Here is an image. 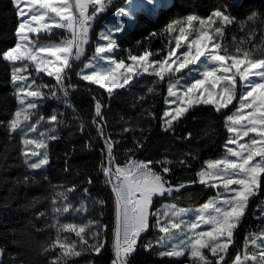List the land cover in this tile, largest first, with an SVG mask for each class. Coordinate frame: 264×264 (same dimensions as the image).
<instances>
[{"label": "snow or ice", "instance_id": "6c2138e0", "mask_svg": "<svg viewBox=\"0 0 264 264\" xmlns=\"http://www.w3.org/2000/svg\"><path fill=\"white\" fill-rule=\"evenodd\" d=\"M115 2L116 0H11L18 18L14 32L16 42L13 47L0 53V57L11 66L10 80L16 86L15 96L20 107L9 124V134L18 130L23 132L19 119L21 115L23 114L24 121H29L33 114L39 115L38 101L60 100L58 93H62L61 102L64 107L72 110L71 119L79 118V113L70 100L71 92L79 87L69 80L73 62H82L86 46L90 44L93 22L109 11L110 6L115 7ZM148 3L153 5V15L158 14V10L172 6L170 0H159L158 3L156 0H148ZM115 15L119 16L120 13ZM122 15L130 21L135 19L128 11H122ZM257 18V13L252 12L247 15L246 20L255 22ZM233 22L231 12H225L223 7L219 6L210 12L207 19L198 20L197 14H187L186 19L168 22L164 28L163 35H171L177 31V27L179 34L174 37V46L169 47L160 60L150 59L153 53L145 47L138 54L128 52L127 61L130 62L125 59L117 60L114 55L118 50L114 34L125 31L124 24L109 26L99 31L97 39L103 43L96 44L94 55L82 62V68L76 71L75 75L79 80L98 86L108 97L106 103L99 94L91 96L94 102L91 124L103 140L98 171L104 177V185L110 186L114 196L112 250L115 258L111 264H128L131 256L138 250L141 236L149 229L158 230L163 234L156 239V252L161 258L178 260L187 256L192 264H224L251 198L257 196L264 187V59L255 60L248 51L244 52L243 58L220 52L222 45L217 42L216 36L224 35L225 29L222 25H231ZM212 24H216V27L211 29V33L215 35L206 28ZM53 29H62L65 32L60 43L55 45H41L38 39H32L30 36L52 33ZM159 34L152 33L153 36ZM181 48L185 50L179 51ZM198 62L203 66L196 69L195 76H176L189 69V66L198 65ZM89 69H92L90 73L86 71ZM33 70L37 75L44 73L53 77L55 85L43 82L37 85L34 79L29 82ZM144 74L155 77L154 84L166 83L167 98L164 103L176 105L174 109H166L162 113L163 132H175V125L199 105L212 106L216 113L228 109L237 96L238 75L243 86L239 93V103L236 111L227 115L225 121L227 132L234 135H229L223 145L227 157L235 159H210L195 173L196 180L173 184L167 175L172 171L169 166L172 161L164 159L153 162L134 158L136 151L144 147L143 142L134 136L133 148L125 150L126 154L130 155L123 165L118 164L114 154V145L118 141L105 134V109L110 107V101L115 99L117 90L131 89ZM43 88L56 90L51 91V96H48L41 91ZM146 91L155 94L157 89L153 86L148 87ZM137 99L143 102L146 97L141 95ZM245 110L248 111L245 113ZM145 112L155 118L151 112ZM69 115L68 112L54 113L47 120L50 127L47 131L39 132V139L27 138V133L21 139L24 146L21 149L24 165L32 173L40 171L39 177L26 175L25 183L48 179L43 171L50 163L48 141L60 139L58 128L62 125L68 126V120L59 117ZM40 120H44V117L41 116ZM40 120L29 125V131L37 132L36 125ZM121 120H124L123 116ZM235 125H241V128L238 129ZM79 128L83 131L85 125L81 123ZM131 131L132 125L122 129L123 133ZM250 133H254V136H250ZM190 136L191 133L188 134V137ZM245 137L248 140L241 143V139ZM192 159L195 160L196 156L193 155ZM154 163L159 164V171L152 166ZM179 164L184 167L191 166L184 159L180 160ZM64 171H69L67 160ZM197 182L206 189L216 190V195L194 211L177 208L175 204L168 208H164L163 204L154 206L155 198H162L166 203V198H179L176 194ZM82 183L87 184L83 187V192L89 196L90 188L95 182L91 177H86ZM78 187L72 185L55 192V198L51 202L54 218L87 211L83 202L74 208L70 201L69 193L76 191ZM96 203L103 205L105 202L97 200ZM189 212H192V218H189ZM260 219H264V214ZM99 224L98 220L77 224L60 223L57 219L50 225L55 229L56 236L45 252L58 251L50 258L49 264H71L74 258L83 254H100L105 242L100 238ZM94 225L96 231L92 230ZM62 233H73L77 239L68 242L61 237ZM251 243L255 246L256 240L253 239ZM145 247L152 249V241L149 240ZM244 259L251 260L253 264H264V245L261 246L259 258L256 253H252ZM88 264H94V261ZM234 264H243L239 254L235 257Z\"/></svg>", "mask_w": 264, "mask_h": 264}, {"label": "trees", "instance_id": "16d2710c", "mask_svg": "<svg viewBox=\"0 0 264 264\" xmlns=\"http://www.w3.org/2000/svg\"><path fill=\"white\" fill-rule=\"evenodd\" d=\"M127 1L116 0L115 7L110 6L109 11L94 21L93 29L90 30V44L86 46L83 60L94 54L95 42L103 22ZM170 3H172L170 8L158 10V14L153 16H148L144 11L135 13L131 27L117 38L118 50L114 54L117 60L125 59L126 62H130L127 61L128 52L138 54L145 47L153 53L150 59L160 60L168 48L174 46V37L179 34L177 27V31L171 35H163L168 22L186 19L187 14H197L198 20L207 19L210 12L218 9V6L223 7L225 12L230 11L234 21L231 25H222L225 29L224 35L216 36L217 42L222 45L220 52L243 58L244 52L248 51L253 59H264V0H236V2L234 0H170ZM252 12L257 13L258 18L255 22H248L246 17ZM15 13L16 9L12 6L11 0H0V53L15 45L14 32L18 19ZM196 27H199L198 21ZM215 27L216 24L206 26L210 33ZM153 32L160 34L153 36ZM52 33L33 34L31 38L38 39L40 43L60 42L63 33L60 31ZM183 50L185 49L181 48L179 51ZM73 63L69 80L79 87L71 92L70 100L78 111L79 118L71 119L72 110L66 109L61 102L62 93H58L60 100L46 99L39 116L43 115L44 119H49L54 113L68 112L70 114L68 117H59L67 119L68 126H60L58 128L60 139L50 141L48 144L50 163L43 170L48 179L25 183L26 175L39 177L40 171L32 173L26 168L21 153L22 138L18 132L9 134V124L14 119L19 105L10 80L11 66L0 57V264H49L50 258L58 251L45 252L56 236L55 229L50 225L57 219L60 223L83 224L89 220L100 222V238L105 242L101 253L83 254L79 258H74L71 264H88L91 261H94V264H111L114 259L112 250L114 196L110 186L104 185V177L98 171L103 140L91 124L94 115V102L91 96L99 94L106 103L108 97L98 86L79 80L75 73L81 65L78 62ZM30 79H34L37 85L41 82L55 85L53 77H48L44 73L37 75L34 70ZM155 80L153 76L142 75L131 89L117 90L115 99L110 101V107L105 109V134L112 140L118 141L114 145L116 162L121 165L126 162L130 154H126L125 150L133 148L135 136L143 142L144 147L136 151L134 158L153 162L164 159L172 161L169 165L172 171L167 175L173 184L196 180L195 173L205 165L206 161L215 159L225 151L223 145L230 135L225 121L227 115L236 111L240 86L237 87V96L228 109L216 113L212 106L199 105L175 125V132H163L161 117L166 110L164 101L167 98V85L154 84ZM153 86L156 87L157 92L148 93L146 89ZM54 90L56 89H41L48 96H51V91ZM141 95L146 97L143 102L137 99ZM145 110L154 114L155 118L153 115H148ZM121 116L124 117L123 121ZM81 123L85 125L83 131L79 128ZM128 125L133 126V131L123 133L122 129ZM189 133H191L190 137H188ZM193 155L196 156L195 160L192 159ZM182 159L187 160L191 166H181L179 161ZM65 160L69 167L67 172L64 171ZM152 166L159 171V164L154 163ZM86 177H91L95 182L90 188L89 196L83 192V187L87 184L82 181H85ZM72 185L79 186L76 191L69 193L73 207H79L83 202L87 211L54 218L51 202L55 198V192ZM215 195L216 190L206 189L197 182L194 186H189L176 194L179 198H166V203L178 207H199ZM97 200H103L105 203L100 205L96 203ZM263 202L264 187L257 196L251 198L243 223L235 232L234 243L229 248L224 264H230L242 251L248 235L264 230V219H260L264 214ZM164 203L162 198L154 200V206ZM152 222L154 223V218ZM92 230H97L95 225ZM158 235L159 232L154 229H149L147 234L142 235L138 250L131 256L128 264H185V259L175 261L161 258L145 247L150 239ZM61 237L68 242L77 239L73 233H62Z\"/></svg>", "mask_w": 264, "mask_h": 264}, {"label": "rangeland", "instance_id": "374dc122", "mask_svg": "<svg viewBox=\"0 0 264 264\" xmlns=\"http://www.w3.org/2000/svg\"><path fill=\"white\" fill-rule=\"evenodd\" d=\"M156 2L158 3L159 0H156ZM153 8V5L152 4H149L148 3V0H128L118 11H116L110 18H108L105 22H103V24L101 25V28L100 30H105L107 27L109 26H115L117 24H124L125 26V31H123L122 33H115V38L117 39L119 36H121L123 33H125L130 27L131 25L133 24V20H128L127 18L123 17L122 15V11H128V12H131L134 16H135V13L137 11H144L148 14V16H153L152 12H151V9ZM116 13H120L119 16L115 15ZM94 23V22H93ZM99 30V31H100ZM53 31H60L61 33H64V30L62 29H53ZM39 34H43V33H39ZM99 34V32H98ZM33 34H30V36H32ZM60 43V42H58ZM57 42H42L40 43L41 45H49V44H52V45H55V44H58ZM97 43H103L102 41H99L97 39V41L95 42V46ZM117 52V51H116ZM94 55V54H93ZM92 55V56H93ZM91 56V57H92ZM90 58V57H89ZM88 58V59H89ZM87 59V60H88ZM87 60H83L82 58V62H86ZM82 62H78L80 65H81V68H82ZM101 64L103 62H100ZM230 63V61H229ZM203 65L200 64L198 62V65H194V66H189V69H185L183 70L182 73H178L176 74L177 77H180V76H183L185 78H190L192 76H195L197 73H196V69L198 67H202ZM243 67V66H242ZM191 70V71H190ZM88 71L89 73L92 71V69H89V70H86ZM235 71V70H233ZM32 79L29 80V82H31ZM237 84L238 86H240V89H242V84L239 82V77L237 75ZM13 85V88L15 90L16 86L12 83ZM31 99V98H29ZM168 99H171V98H168ZM46 99L43 100L42 102L38 101V103L40 104V108H39V111L41 110V108L43 107L44 103H45ZM20 107V106H19ZM176 107V105H167V110H171V109H174ZM19 109V108H18ZM248 110H245V113L247 112ZM234 113V112H233ZM232 113V114H233ZM36 114H33L31 119L29 121H24L23 120V114L21 115V117L19 118L20 119V122H21V127L24 129L23 132L21 131H17L18 134L20 135L21 138H23L25 136V133H27V138H36V139H39V132L41 131H47L48 128L50 127V125L47 123V120L48 119H44V120H40V117L43 116V115H38V116H34ZM44 117V116H43ZM15 118V116H14ZM38 120H40V123H38L36 126H37V132L33 133L31 131H29V125L33 124V123H36ZM243 123H246V122H242ZM234 127L236 128H241V125H235ZM16 132V133H17ZM230 135H234V134H230ZM250 136H254V133H250L249 134ZM248 140L247 137L241 139V143H244ZM50 141H48V144H49ZM24 147V146H23ZM31 148V146H29ZM229 147H235V145H229ZM37 151H44L43 149H37ZM224 157H227V154H226V151H224L223 154L219 155L218 157H216L215 159H218V158H224ZM229 159H235L234 157H227ZM33 159H38V158H33ZM258 159V158H257ZM235 187V186H234ZM222 191V189H221ZM264 205V202L262 203ZM172 204L171 203H164L163 207L164 208H168L170 207ZM202 206V205H201ZM199 206V207H201ZM199 207H182V208H185V209H190V210H195ZM177 208H181V207H178ZM189 218H192V212H189ZM154 222H155V218H154ZM183 227V226H182ZM205 228H207L208 226H203ZM200 229H197V231H199ZM149 231V230H148ZM147 231V232H148ZM158 231V230H157ZM147 232L145 234H147ZM144 235V234H143ZM163 234H160L158 236H161ZM157 236V237H158ZM156 238H153V239H150L153 243V248L152 249H148L150 252H152L153 254L157 255V252H156V249L158 248V245L156 244ZM248 240H247V243L244 245L242 251H240L238 254L240 255L242 261H243V264H253V262L251 260H245L244 257L245 256H250L252 253H256L257 254V258H259V252L261 250V246L264 245V230L261 231L260 233H257V234H253V235H248ZM179 239V237H178ZM255 239L256 240V245H252L251 241ZM237 254V255H238ZM236 255V256H237ZM0 256H1V253H0ZM208 256L209 258L211 259V255L210 253H208ZM159 257V256H158ZM114 258H115V255H114ZM170 260H175V261H178V260H181V259H185L186 260V263L185 264H192V261L188 259L187 256H185L184 258H180V259H171V258H168ZM235 260V258H234ZM234 260L230 263V264H234ZM197 264H199V262H197Z\"/></svg>", "mask_w": 264, "mask_h": 264}, {"label": "built area", "instance_id": "2783aa9c", "mask_svg": "<svg viewBox=\"0 0 264 264\" xmlns=\"http://www.w3.org/2000/svg\"><path fill=\"white\" fill-rule=\"evenodd\" d=\"M65 35V32L62 34V37ZM62 37H61V39H62Z\"/></svg>", "mask_w": 264, "mask_h": 264}, {"label": "crops", "instance_id": "0c3cea01", "mask_svg": "<svg viewBox=\"0 0 264 264\" xmlns=\"http://www.w3.org/2000/svg\"><path fill=\"white\" fill-rule=\"evenodd\" d=\"M166 109H167V104H166ZM223 111V110H222Z\"/></svg>", "mask_w": 264, "mask_h": 264}]
</instances>
